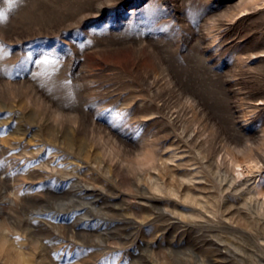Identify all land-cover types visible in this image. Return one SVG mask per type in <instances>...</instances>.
<instances>
[{"label":"rangeland","instance_id":"rangeland-1","mask_svg":"<svg viewBox=\"0 0 264 264\" xmlns=\"http://www.w3.org/2000/svg\"><path fill=\"white\" fill-rule=\"evenodd\" d=\"M0 13V264H264V0Z\"/></svg>","mask_w":264,"mask_h":264},{"label":"snow or ice","instance_id":"snow-or-ice-1","mask_svg":"<svg viewBox=\"0 0 264 264\" xmlns=\"http://www.w3.org/2000/svg\"><path fill=\"white\" fill-rule=\"evenodd\" d=\"M0 19H3V14L2 13H0Z\"/></svg>","mask_w":264,"mask_h":264}]
</instances>
